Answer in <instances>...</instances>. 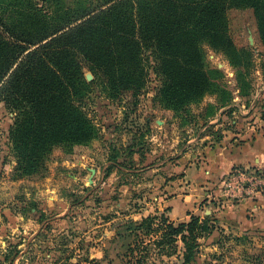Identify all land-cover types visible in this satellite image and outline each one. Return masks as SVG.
<instances>
[{
  "label": "rangeland",
  "instance_id": "1",
  "mask_svg": "<svg viewBox=\"0 0 264 264\" xmlns=\"http://www.w3.org/2000/svg\"><path fill=\"white\" fill-rule=\"evenodd\" d=\"M229 18L235 42L252 51L249 65L235 67L205 42V67L220 70L216 85L182 108L157 97L154 73L138 104L130 93L120 100L91 93L98 135L71 151L55 148L39 173L17 169L9 138L15 113L1 106L0 264H195L185 261L181 237L168 234L165 213L147 200L157 173L237 133L241 119L263 116L264 45L255 10L231 9ZM85 78L94 75L87 70ZM229 199L221 201L236 203ZM216 216V233L199 240V264H264V224L255 232L253 222Z\"/></svg>",
  "mask_w": 264,
  "mask_h": 264
},
{
  "label": "trees",
  "instance_id": "2",
  "mask_svg": "<svg viewBox=\"0 0 264 264\" xmlns=\"http://www.w3.org/2000/svg\"><path fill=\"white\" fill-rule=\"evenodd\" d=\"M245 7L255 10L264 45V0H0V109L15 113L9 138L17 169L39 173L55 148L94 139L88 102L96 91L112 100L130 93L138 104L154 73L157 97L170 106L201 99L220 72L205 67V42L245 68L253 54L235 42L229 18ZM163 222L181 237L185 261L199 264V240L216 233L219 218Z\"/></svg>",
  "mask_w": 264,
  "mask_h": 264
},
{
  "label": "crops",
  "instance_id": "3",
  "mask_svg": "<svg viewBox=\"0 0 264 264\" xmlns=\"http://www.w3.org/2000/svg\"><path fill=\"white\" fill-rule=\"evenodd\" d=\"M245 120L238 121L237 133L227 132L190 153L185 163L177 160L168 173H157L147 205L163 211L173 224L189 221L191 214L220 213L246 225L264 224V193L236 203L221 201L220 183L233 168L264 169V118Z\"/></svg>",
  "mask_w": 264,
  "mask_h": 264
},
{
  "label": "built area",
  "instance_id": "4",
  "mask_svg": "<svg viewBox=\"0 0 264 264\" xmlns=\"http://www.w3.org/2000/svg\"><path fill=\"white\" fill-rule=\"evenodd\" d=\"M220 185L224 196L236 202L254 198L264 192V169L235 167Z\"/></svg>",
  "mask_w": 264,
  "mask_h": 264
}]
</instances>
